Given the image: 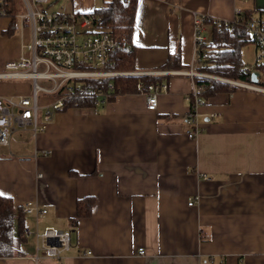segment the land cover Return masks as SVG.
I'll list each match as a JSON object with an SVG mask.
<instances>
[{
  "label": "crops",
  "instance_id": "crops-1",
  "mask_svg": "<svg viewBox=\"0 0 264 264\" xmlns=\"http://www.w3.org/2000/svg\"><path fill=\"white\" fill-rule=\"evenodd\" d=\"M70 7L98 9L97 0ZM245 11L260 18L264 0H138L136 71L118 73L162 76L168 90L155 111L147 90L119 95L60 111L45 131L17 130L9 146L0 145V194L48 211L42 218L25 212L27 239L16 235L14 256L0 264H264V91L237 85L202 98L201 132L191 139L185 117L193 82L173 74L190 68L197 15L232 22ZM11 22L0 18V68L32 40L31 26L18 20L6 35ZM204 35L210 42L209 25ZM175 53L182 69L161 70ZM250 53L252 62L256 45ZM31 92L30 80L0 79V97ZM87 197L95 198L92 215L73 226L77 202ZM48 227L72 234L60 259L37 249L36 233Z\"/></svg>",
  "mask_w": 264,
  "mask_h": 264
},
{
  "label": "built area",
  "instance_id": "built-area-1",
  "mask_svg": "<svg viewBox=\"0 0 264 264\" xmlns=\"http://www.w3.org/2000/svg\"><path fill=\"white\" fill-rule=\"evenodd\" d=\"M127 1V0H124ZM20 10L15 19L32 28V40L25 46L22 56L7 62L0 79H26L32 82V92L18 98L0 97V145L9 146L12 135L17 130H30L36 136L45 131L54 115L63 109L65 100L72 98L82 87V79L109 78L122 73L105 69L110 63L112 52L120 47L119 41L108 33L100 32L98 16L93 12H50L51 0H17ZM11 0H0V18L10 17ZM24 10V11H23ZM237 12L236 14H238ZM205 15H197L194 22V50L190 68L173 72L175 75L189 77L193 82L192 104L185 117L186 134L195 139L201 132L198 123V108L203 104L200 96L202 87L197 86L195 78H216L203 73V60L208 54L203 52L207 43L204 35ZM214 23L219 20L214 19ZM247 32L257 47V63L264 62V19H252L247 23ZM251 67H244L250 72ZM155 75V73H146ZM227 81V80H226ZM231 83L251 90L264 91L254 85L231 81ZM141 89L143 86L138 85ZM112 89L113 86L110 85ZM168 90L166 83H151L147 89V108L155 111L159 104V94ZM62 93L56 97V94ZM95 95L94 90L89 91ZM41 95L50 96L51 102L41 104ZM96 104L106 102L103 93L98 95ZM44 151L43 155H48ZM190 206L194 201L189 202ZM27 214L44 217L48 211L38 204L25 206ZM27 234H30L28 231ZM39 240L38 251L46 257L60 259L71 247L72 234L53 227L36 233ZM144 248L139 254H145Z\"/></svg>",
  "mask_w": 264,
  "mask_h": 264
},
{
  "label": "trees",
  "instance_id": "trees-1",
  "mask_svg": "<svg viewBox=\"0 0 264 264\" xmlns=\"http://www.w3.org/2000/svg\"><path fill=\"white\" fill-rule=\"evenodd\" d=\"M138 0H110L101 8L95 9L98 16L100 32L108 33L119 41L120 47L112 52L110 63L105 68L113 72L131 73L136 71V47L133 45V35L137 13ZM10 17L12 22L6 35H13L16 31L15 14L19 10L17 0H11ZM255 18L251 11L239 12L232 22L219 20L214 23L213 18H206L204 23L211 27V41L204 45L203 52L208 56L203 60V73L216 78H195L197 86L202 87L201 98L209 99L218 93L235 92L239 87L231 81L256 85L264 88V62L254 65L245 64L242 58L244 46L254 43L247 32V23ZM180 53L169 56L168 61L160 67L161 70H181ZM244 67H253L250 72ZM253 73L258 74V81H253ZM162 76H135L122 75L109 78L82 79V87L72 98L65 100L63 109L91 108L97 104L98 95L103 93L106 102H112L119 95L136 94L148 89L151 83H162ZM227 80V81H226ZM143 87L140 89L138 85ZM110 85L113 88H110ZM94 90L95 95L89 91ZM62 93L56 94V97ZM95 205L94 197L78 200L76 217L71 219V224L77 226L81 218L90 217ZM25 206H17L13 198L0 194V257H13L15 254L16 235L19 242L27 239L25 224Z\"/></svg>",
  "mask_w": 264,
  "mask_h": 264
},
{
  "label": "rangeland",
  "instance_id": "rangeland-1",
  "mask_svg": "<svg viewBox=\"0 0 264 264\" xmlns=\"http://www.w3.org/2000/svg\"><path fill=\"white\" fill-rule=\"evenodd\" d=\"M108 1H110V0H97V7L101 8ZM71 4H72V0H51L50 6L48 8V11H50V12H59V13H61V12L69 13V12H72L71 11V7H70ZM254 47H255L254 43H251V44L246 45V46L243 47L242 54L244 52V57H242V58H243V61H244L245 64H250L251 63L252 66H253L254 63L256 62L258 53L256 54L255 59L252 60V62L250 60L251 59V53L250 52L253 50ZM4 57H8V55H4ZM4 59H7V58H4ZM251 68L253 69V67H251ZM2 71H5L4 67L0 68V72H2ZM43 96L44 95H41V101H40L41 104L44 103L43 102L44 101ZM49 97L50 96H48L46 98H48V101L51 102L52 99H51V97L50 98Z\"/></svg>",
  "mask_w": 264,
  "mask_h": 264
},
{
  "label": "water",
  "instance_id": "water-1",
  "mask_svg": "<svg viewBox=\"0 0 264 264\" xmlns=\"http://www.w3.org/2000/svg\"><path fill=\"white\" fill-rule=\"evenodd\" d=\"M253 81L257 82L258 81V74L257 73H253Z\"/></svg>",
  "mask_w": 264,
  "mask_h": 264
}]
</instances>
